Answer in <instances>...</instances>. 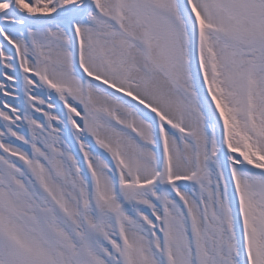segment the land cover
Here are the masks:
<instances>
[{
    "label": "snow or ice",
    "instance_id": "snow-or-ice-1",
    "mask_svg": "<svg viewBox=\"0 0 264 264\" xmlns=\"http://www.w3.org/2000/svg\"><path fill=\"white\" fill-rule=\"evenodd\" d=\"M0 264H264V0H0Z\"/></svg>",
    "mask_w": 264,
    "mask_h": 264
}]
</instances>
